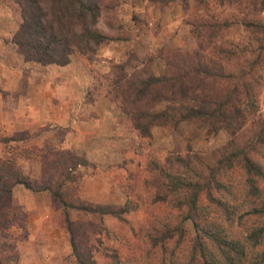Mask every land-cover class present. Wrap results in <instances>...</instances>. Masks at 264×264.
Segmentation results:
<instances>
[{"label":"rangeland","instance_id":"obj_1","mask_svg":"<svg viewBox=\"0 0 264 264\" xmlns=\"http://www.w3.org/2000/svg\"><path fill=\"white\" fill-rule=\"evenodd\" d=\"M247 1L103 0L95 28L105 40L93 57L75 53L65 66L23 61L10 41L19 24L18 9L0 1V164L17 169L29 186L12 187L8 221L13 222L0 236L6 242L2 257L15 253L14 264H77L62 206L43 188L57 177L51 167L53 155L69 151L81 159L67 170L68 180L62 184L71 201L115 210L129 202L134 208L121 215L124 221L68 210L77 233L74 245L83 256L95 264H204L197 253L188 257L195 235L193 220L172 209L173 195L164 192L168 179L163 172L170 177L179 173L187 180L192 177L188 161L214 163L228 135L181 123L175 128L152 126L149 137L139 136L119 107L121 96L113 75L123 66L125 77L161 76L168 52L196 50L203 40L207 44L210 31L205 24L223 26L199 50L203 57H210L213 45L256 51L263 44L262 34L241 22L252 20L264 26V8ZM261 74L256 115L264 118V70ZM217 180L225 183V178ZM156 193L165 194V201L154 202ZM258 197L254 202L236 197L229 203L234 218L242 214L231 231L243 251L234 264H252L254 254L264 251V244L254 249L244 238L245 229L261 220L251 211L264 201L262 186ZM198 206L203 207L200 224L223 225L225 216L210 207L204 196ZM171 221L181 225V243L176 246L169 238L163 248L151 247V256L146 255L150 245L146 232L161 231L162 224Z\"/></svg>","mask_w":264,"mask_h":264},{"label":"trees","instance_id":"obj_2","mask_svg":"<svg viewBox=\"0 0 264 264\" xmlns=\"http://www.w3.org/2000/svg\"><path fill=\"white\" fill-rule=\"evenodd\" d=\"M11 2L18 9L19 24L11 37V43L25 62L42 66H65L70 57L78 53L93 57L105 37L95 25L100 16L103 0H0ZM163 4L174 0H149ZM202 0H196L200 3ZM219 1V0H218ZM264 8V0H248ZM255 5V4H254ZM243 25L262 34L264 26L252 20L242 21ZM223 25H204L210 31L206 42H198L193 51L168 52L164 56V73L132 74L125 77L123 66L116 69L113 77L119 87L121 101L119 107L127 115L133 130L141 137L150 136V127L166 126L175 128L181 123H196L213 133L224 131L228 140L219 149L220 157L210 165L188 161L192 177L185 180L181 174L170 175L163 172L168 180L164 192L171 197L172 209L180 210L186 219L190 218L195 232L192 249L188 257L199 254L204 264L239 263L242 247L233 239L234 223L240 224V214L234 218L229 205L236 197L254 202L259 197V189L264 187V118L256 115V94L262 84L261 71L264 70V45L257 50H237L232 47L213 45L209 47L210 57L199 50L209 45ZM199 35V34H198ZM199 37H203L202 34ZM123 86V87H122ZM164 104L161 110L154 106ZM62 155V156H61ZM53 167L57 177L46 181V189L53 200L62 206L65 227L71 236L72 251L77 264H95L87 255L83 256L76 246V229L68 219V210L78 213L108 215L124 221L121 217L133 211L129 202L118 210L110 206L83 202H73L62 191V184L68 180L67 170L74 168L81 159L69 151L53 155ZM225 178V183L217 179ZM230 178L227 181V179ZM29 188L21 181L17 169L0 164V236L12 224L8 221L11 206V191L14 185ZM158 195L156 201H165L166 196ZM204 196L207 204L223 214V225L200 224L202 206L198 201ZM261 220L245 229L246 242L257 249L264 244V201L251 211ZM227 222L226 230L224 223ZM161 231L146 232L150 245L145 254L151 256V247L163 248L169 238H174L178 246L184 232L177 221L163 223ZM230 229V233L226 232ZM232 231V232H231ZM151 234V235H150ZM153 234V235H152ZM6 248L0 239V252ZM14 249V246H8ZM162 257V255H160ZM15 253L8 257L0 255V264L15 263ZM11 264V263H9ZM188 264V263H187ZM252 264H264V251L254 254Z\"/></svg>","mask_w":264,"mask_h":264}]
</instances>
